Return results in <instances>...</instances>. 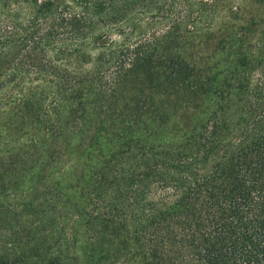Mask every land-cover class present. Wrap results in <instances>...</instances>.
I'll return each mask as SVG.
<instances>
[{"label":"trees","instance_id":"obj_1","mask_svg":"<svg viewBox=\"0 0 264 264\" xmlns=\"http://www.w3.org/2000/svg\"><path fill=\"white\" fill-rule=\"evenodd\" d=\"M0 264H264V0H0Z\"/></svg>","mask_w":264,"mask_h":264}]
</instances>
